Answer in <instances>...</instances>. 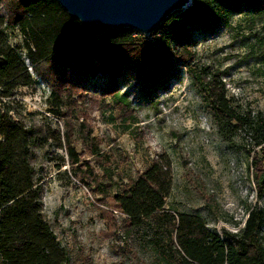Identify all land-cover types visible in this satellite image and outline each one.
I'll list each match as a JSON object with an SVG mask.
<instances>
[{"label": "rangeland", "instance_id": "obj_1", "mask_svg": "<svg viewBox=\"0 0 264 264\" xmlns=\"http://www.w3.org/2000/svg\"><path fill=\"white\" fill-rule=\"evenodd\" d=\"M0 29L36 80L18 88L4 109L14 120L48 124L61 136V148L47 143L37 149L34 168L42 216L74 264H164L162 256L170 253L160 252L148 226L125 230V217L112 201L160 156L169 161L172 176L165 209L199 216L221 237L242 229L250 210L264 212V192L259 194L255 176L259 150L244 133L222 135L185 68L149 96L125 73L119 79L124 111L110 98L83 90L56 118L49 112L50 87L25 58L23 33L17 27ZM150 36L140 37L156 40ZM194 38L196 65L220 78L231 105L264 114V15H232L225 27L194 33ZM66 132L79 160L74 165L65 148ZM259 238L264 248V226Z\"/></svg>", "mask_w": 264, "mask_h": 264}, {"label": "trees", "instance_id": "obj_2", "mask_svg": "<svg viewBox=\"0 0 264 264\" xmlns=\"http://www.w3.org/2000/svg\"><path fill=\"white\" fill-rule=\"evenodd\" d=\"M0 6V28L17 27L23 33L25 58L51 89L49 112L54 117H61L63 105L74 104L71 96L83 90L110 98L124 111L127 104L119 98V79L125 73H131L140 91L149 96L185 68L222 135L229 139L244 133L264 161V114L234 108L220 78L206 67L198 68L194 59V33H213L232 15H264V0H192L151 34L156 37L153 42L130 29L89 30L55 0H0ZM35 82L18 49L7 43L0 29V264H74L42 216V188L34 168L37 149L47 143L61 148V136L48 124L14 120L4 109L18 88ZM63 139L70 163L77 164L70 135L66 132ZM97 154L92 149V155ZM257 156L260 173L255 176L261 195L264 169ZM171 188L170 163L160 156L112 197L125 217V230L148 226L160 252L170 253L162 256L164 264H264L259 238L262 210H250L242 229L221 237L199 216L165 209Z\"/></svg>", "mask_w": 264, "mask_h": 264}, {"label": "water", "instance_id": "obj_3", "mask_svg": "<svg viewBox=\"0 0 264 264\" xmlns=\"http://www.w3.org/2000/svg\"><path fill=\"white\" fill-rule=\"evenodd\" d=\"M70 18L97 33L130 29L151 35L192 0H55Z\"/></svg>", "mask_w": 264, "mask_h": 264}, {"label": "built area", "instance_id": "obj_4", "mask_svg": "<svg viewBox=\"0 0 264 264\" xmlns=\"http://www.w3.org/2000/svg\"><path fill=\"white\" fill-rule=\"evenodd\" d=\"M139 35H141V36H143V37H145V38H148V37H151L150 35H143V34H139Z\"/></svg>", "mask_w": 264, "mask_h": 264}]
</instances>
